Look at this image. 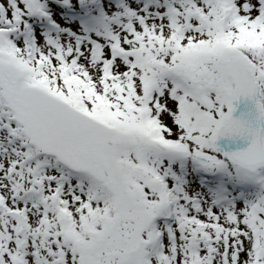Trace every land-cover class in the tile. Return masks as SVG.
Here are the masks:
<instances>
[{
	"label": "snow or ice",
	"instance_id": "1",
	"mask_svg": "<svg viewBox=\"0 0 264 264\" xmlns=\"http://www.w3.org/2000/svg\"><path fill=\"white\" fill-rule=\"evenodd\" d=\"M0 264H264V0H0Z\"/></svg>",
	"mask_w": 264,
	"mask_h": 264
}]
</instances>
